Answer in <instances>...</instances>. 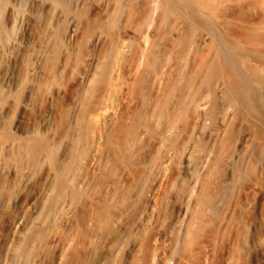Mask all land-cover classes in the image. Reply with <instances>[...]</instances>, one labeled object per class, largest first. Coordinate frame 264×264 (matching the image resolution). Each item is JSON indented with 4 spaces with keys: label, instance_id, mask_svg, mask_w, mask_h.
Wrapping results in <instances>:
<instances>
[{
    "label": "rangeland",
    "instance_id": "1",
    "mask_svg": "<svg viewBox=\"0 0 264 264\" xmlns=\"http://www.w3.org/2000/svg\"><path fill=\"white\" fill-rule=\"evenodd\" d=\"M0 264H264V0H0Z\"/></svg>",
    "mask_w": 264,
    "mask_h": 264
},
{
    "label": "bare ground",
    "instance_id": "2",
    "mask_svg": "<svg viewBox=\"0 0 264 264\" xmlns=\"http://www.w3.org/2000/svg\"><path fill=\"white\" fill-rule=\"evenodd\" d=\"M16 16L19 18L20 16H22V14H20V13H17L16 14ZM253 33V32H252ZM249 34V35H253V34ZM254 33H256V32H254ZM254 35H257V34H254ZM253 35V36H254ZM30 36H31V33H30V28H29V26L28 25H23L22 26V32H21V35H19V36H16L13 40H12V42H9V41H6V42H4V49H6L7 51H9V50H11V49H16V48H18V47H24L26 44H27V42H28V40L30 39ZM254 37H256V36H254ZM18 56L16 55V54H14V53H12V54H10L9 55V57L7 56V60H8V62L9 63H14V61L16 60V58H17ZM227 57H229V56H227ZM224 58V57H223ZM221 59H222V57H221ZM224 59H226V57L224 58ZM228 62V65H230L229 63H231L229 60L227 61ZM217 63H219V62H217ZM222 63V62H221ZM218 65V64H217ZM219 65H220V63H219ZM227 65V63H225V65L224 66H226ZM231 66V65H230ZM229 66V67H230ZM220 67H221V65H220ZM227 67V66H226ZM228 67V68H229ZM232 67V66H231ZM215 68V67H214ZM225 68V67H224ZM234 68V67H233ZM233 68H231V70L233 69ZM225 69H227V68H225ZM217 70H218V68H217ZM233 71V70H232ZM219 73V72H218ZM217 73V74H218ZM244 77V76H243ZM244 79V78H243ZM247 79V77H245V79L244 80H246ZM241 81H243V80H241ZM237 82V81H236ZM235 82V83H236ZM246 82V81H245ZM247 83H249V82H247ZM237 84V83H236ZM236 84H234V89L235 90H239V91H241V90H243V92H245L246 91V89H249V91H250V88H247V86L249 85H247V86H244V84H243V86H241L240 84H238V85H240L239 87H238V85H236ZM249 91L247 90L246 91V93L248 92L249 93ZM251 91H252V89H251ZM251 91H250V93H251ZM242 92V91H241ZM247 93V94H248ZM108 104V103H107ZM106 108V111H108V109H109V105L108 106H106L105 107ZM14 126H17V123H14L13 124Z\"/></svg>",
    "mask_w": 264,
    "mask_h": 264
}]
</instances>
